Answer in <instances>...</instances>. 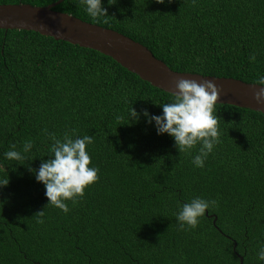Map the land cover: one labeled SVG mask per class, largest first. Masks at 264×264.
<instances>
[{
  "label": "trees",
  "instance_id": "obj_1",
  "mask_svg": "<svg viewBox=\"0 0 264 264\" xmlns=\"http://www.w3.org/2000/svg\"><path fill=\"white\" fill-rule=\"evenodd\" d=\"M101 4L106 15L95 19L80 0L53 9L130 37L176 71L251 83L264 75V0ZM170 96L96 50L0 29V178H9L0 188V264H239V256L264 264L256 257L264 244V113L216 103L219 143L196 168L195 148L179 153L142 115L127 124L131 105L159 115L157 103ZM73 129L93 138L86 151L98 179L64 213L46 205L28 167L49 158L44 130L60 138ZM26 140V159H4ZM195 196L216 203L196 228L180 230L174 213Z\"/></svg>",
  "mask_w": 264,
  "mask_h": 264
},
{
  "label": "clouds",
  "instance_id": "obj_2",
  "mask_svg": "<svg viewBox=\"0 0 264 264\" xmlns=\"http://www.w3.org/2000/svg\"><path fill=\"white\" fill-rule=\"evenodd\" d=\"M107 2L113 4L116 0ZM156 2L162 4L164 0ZM80 3L90 18L106 15L101 0H80ZM248 59L250 63L254 62L255 54H250ZM255 84L261 87L253 92V99L257 104H264V75H258ZM174 87L175 90L171 91L167 103H157L162 109L159 115L150 114L147 109L137 112L131 105L126 116L127 124L138 122L142 115L146 123L152 124L157 135L167 134L172 137L174 147L179 153H190L195 148L196 154L192 156L191 163L196 168H202L215 145L219 143L218 121L213 111L220 88L209 79L197 81L183 77L176 80ZM44 132L51 141L49 158L42 159L38 168L33 169L29 166L28 171L34 174L36 182L43 184L46 205L67 213L69 209L66 201L75 203L78 197L84 195L85 188L98 179V169L89 166L91 160L86 151V145L92 144L93 138L89 135L76 136L74 129L71 134L65 132L60 138L48 133L47 130ZM32 148L33 142L26 140L20 150H16L13 145L11 150L3 153V157L10 161H20L26 159V154ZM8 183V174L6 178H0V188L7 186ZM215 203V200L195 196L181 204L174 213L178 228L180 230L196 228L206 209ZM35 216L37 223L44 222V210L36 212ZM256 257L264 262V244L260 245Z\"/></svg>",
  "mask_w": 264,
  "mask_h": 264
},
{
  "label": "water",
  "instance_id": "obj_3",
  "mask_svg": "<svg viewBox=\"0 0 264 264\" xmlns=\"http://www.w3.org/2000/svg\"><path fill=\"white\" fill-rule=\"evenodd\" d=\"M61 1L56 0L47 5L0 3V29L32 30L55 40L96 50L111 57L152 86L168 93L175 90V82L180 77L197 81L209 79L220 88L216 103L231 104L264 113V104H257L252 95L261 86L232 77L173 70L156 58L146 46L130 37L53 9ZM239 264H242L241 256Z\"/></svg>",
  "mask_w": 264,
  "mask_h": 264
}]
</instances>
